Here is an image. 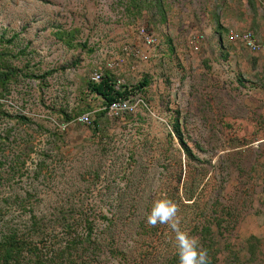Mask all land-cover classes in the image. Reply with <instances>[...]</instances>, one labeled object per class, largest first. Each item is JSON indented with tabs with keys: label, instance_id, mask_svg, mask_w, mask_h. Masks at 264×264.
Segmentation results:
<instances>
[{
	"label": "rangeland",
	"instance_id": "rangeland-1",
	"mask_svg": "<svg viewBox=\"0 0 264 264\" xmlns=\"http://www.w3.org/2000/svg\"><path fill=\"white\" fill-rule=\"evenodd\" d=\"M94 71L131 111L86 92ZM161 198L197 239L207 217L211 264H264V0H0V231L49 264H178L146 222Z\"/></svg>",
	"mask_w": 264,
	"mask_h": 264
},
{
	"label": "trees",
	"instance_id": "trees-1",
	"mask_svg": "<svg viewBox=\"0 0 264 264\" xmlns=\"http://www.w3.org/2000/svg\"><path fill=\"white\" fill-rule=\"evenodd\" d=\"M112 79L109 77L102 76L101 80L97 83H92L88 81L86 83V92L90 95H93L99 99H101L102 103L107 105L111 100H113L116 97H127L129 94L133 91L132 87L129 86L130 90L123 89L121 91H116L113 89L112 85ZM146 84V80L142 79L141 81L137 82L134 85L135 89H140ZM125 87L128 85L124 84ZM180 147L184 152V155L189 157L191 156V151L188 148L187 145H185L183 142H180ZM206 222H203L200 232L198 233L199 237L198 240H202L201 236L206 233V227L209 223V220ZM79 224V223H78ZM84 227L80 228V231H76V229L71 227L72 230L75 232L70 237V241L67 244L70 247H73L75 243H73L75 240H81L86 241V246H83V249L89 248V244L92 242L89 239V231L91 230L90 222L89 220L85 219L83 221ZM37 225L36 221H32L30 226ZM67 227L65 229V232L68 234V230L70 227V224H67ZM143 229V226H142ZM208 241V240H207ZM38 240H32L28 237V234H23L20 230L17 228H8L4 231H0V264H23L24 261L30 262V264H49L51 263V259L48 262L47 260H43L40 258V254H36V252L39 250L38 247ZM65 246L64 248H66ZM93 248H97V245H93ZM62 250H60L58 253H54V256H58ZM33 254V259H27L26 256Z\"/></svg>",
	"mask_w": 264,
	"mask_h": 264
},
{
	"label": "clouds",
	"instance_id": "clouds-1",
	"mask_svg": "<svg viewBox=\"0 0 264 264\" xmlns=\"http://www.w3.org/2000/svg\"><path fill=\"white\" fill-rule=\"evenodd\" d=\"M179 207L171 199L161 198L154 201L147 215L148 225H168L174 233L173 243L177 251L178 264H211L208 250L199 240L181 229L178 216Z\"/></svg>",
	"mask_w": 264,
	"mask_h": 264
},
{
	"label": "built area",
	"instance_id": "built-area-1",
	"mask_svg": "<svg viewBox=\"0 0 264 264\" xmlns=\"http://www.w3.org/2000/svg\"><path fill=\"white\" fill-rule=\"evenodd\" d=\"M137 37L138 44H134L132 46V51L134 52L135 56L139 59H146L148 55V49L150 46H152L154 40L150 34H148L143 28H140L137 30ZM230 37H238L237 35H233ZM242 38L245 40V43H247L249 46L254 47L255 45L249 40V38H246L245 36H242ZM108 67H111V62L107 63ZM102 74L99 71H94L90 75V82L97 83L101 80ZM113 89L116 91H121L123 89L130 90L129 85L127 87L124 86V84L120 80H113L112 81ZM130 95V94H129ZM130 97H116L113 100H111L107 105L104 106L106 111L115 117H118L121 115L122 111L129 110L131 111L135 104H137V101H130ZM79 121L83 123H89L90 118L87 113H82L77 118Z\"/></svg>",
	"mask_w": 264,
	"mask_h": 264
}]
</instances>
